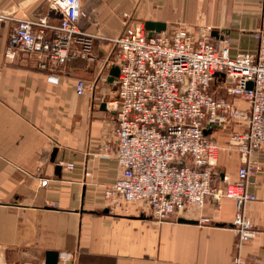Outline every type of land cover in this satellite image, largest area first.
I'll list each match as a JSON object with an SVG mask.
<instances>
[{
  "label": "crops",
  "instance_id": "1",
  "mask_svg": "<svg viewBox=\"0 0 264 264\" xmlns=\"http://www.w3.org/2000/svg\"><path fill=\"white\" fill-rule=\"evenodd\" d=\"M129 11L135 25L207 28L215 44L226 34L230 57L254 52V32L264 26V0H80L78 28L95 36V61L72 58L49 74L34 55L5 57L11 23L0 22V264H44L46 251L70 257L71 264H264V151L253 155L247 185L256 199L243 206L254 236L239 248L231 199L207 198L200 212L211 219L207 225L160 222L135 206L107 211L103 189L120 171L113 158L98 155L115 125L105 108L116 97L113 67L103 61L114 54L107 39L122 33ZM0 15L47 16L51 24L60 18L48 0H0ZM77 80L87 83L82 95ZM225 136L211 132L221 147L216 187L224 177L235 182L240 165L237 153L224 150Z\"/></svg>",
  "mask_w": 264,
  "mask_h": 264
},
{
  "label": "built area",
  "instance_id": "2",
  "mask_svg": "<svg viewBox=\"0 0 264 264\" xmlns=\"http://www.w3.org/2000/svg\"><path fill=\"white\" fill-rule=\"evenodd\" d=\"M48 8L59 14L56 24L47 16L0 15V22L11 23L5 57L34 55L38 69L49 74L72 58L95 61V36L78 28L80 0H48ZM123 17L122 33L107 39L114 54L103 61L118 70L116 97L105 104L115 125L98 152L113 158L120 171L103 189L107 211L126 213L135 206L139 215L160 222L207 225L211 219L200 214L207 198L231 199L239 248L254 236L243 206L256 199L247 185L255 170L252 157L264 151V26L254 32V52L230 57L226 34L215 44L207 28L175 24L148 37L143 24ZM87 89L84 80L75 82L76 94ZM213 130L226 132L228 151L240 160L237 180L224 177L220 187L213 185L221 149L211 139ZM68 258L59 256L58 264Z\"/></svg>",
  "mask_w": 264,
  "mask_h": 264
},
{
  "label": "water",
  "instance_id": "3",
  "mask_svg": "<svg viewBox=\"0 0 264 264\" xmlns=\"http://www.w3.org/2000/svg\"><path fill=\"white\" fill-rule=\"evenodd\" d=\"M144 29L148 32V37H151L152 33H159L161 31H164L166 29V24L163 22H153V21H146L144 23ZM212 35H216V31L211 32ZM118 75V70L116 67H113L109 74V81H113ZM248 87H251V84L248 85ZM56 153V150H53L52 153V160H54V155ZM56 170H60L59 166H57ZM181 223H194V221H188L181 219L179 220ZM44 264H58V252L56 251H46L45 252V258H44ZM66 264H71V262H68Z\"/></svg>",
  "mask_w": 264,
  "mask_h": 264
},
{
  "label": "rangeland",
  "instance_id": "4",
  "mask_svg": "<svg viewBox=\"0 0 264 264\" xmlns=\"http://www.w3.org/2000/svg\"><path fill=\"white\" fill-rule=\"evenodd\" d=\"M133 9V8H132ZM126 14V13H125ZM131 14V12L129 11V13L127 12V15H129L130 16V22H132V23H134L135 21H138V19H135L134 18V14L131 16L130 15ZM144 26V25H143ZM221 133H223V134H226V132H223V131H220ZM226 144L225 145H222L223 146V148H224V150H227L228 151V148H227V134H226ZM229 153H231L230 151H228Z\"/></svg>",
  "mask_w": 264,
  "mask_h": 264
}]
</instances>
